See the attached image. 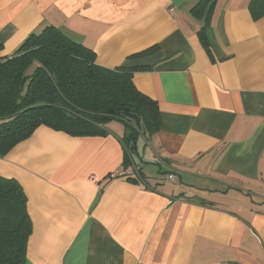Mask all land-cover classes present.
Listing matches in <instances>:
<instances>
[{"label":"crops","instance_id":"obj_1","mask_svg":"<svg viewBox=\"0 0 264 264\" xmlns=\"http://www.w3.org/2000/svg\"><path fill=\"white\" fill-rule=\"evenodd\" d=\"M198 1L0 0V58L52 26L98 66L135 70L159 108L133 154L123 126H39L0 157L27 199L25 264H264V17L251 0H210L197 17Z\"/></svg>","mask_w":264,"mask_h":264},{"label":"trees","instance_id":"obj_2","mask_svg":"<svg viewBox=\"0 0 264 264\" xmlns=\"http://www.w3.org/2000/svg\"><path fill=\"white\" fill-rule=\"evenodd\" d=\"M209 1L199 0L194 15L202 16ZM211 8L212 4L207 16ZM249 13L253 20L264 17V0H251ZM199 38L207 47L203 29ZM95 61L93 51L52 26L28 36L11 57L0 58V157L29 139L39 126L94 137L107 135L105 124L119 121L124 127L119 141L131 154L140 136L147 141L159 131L158 105L136 89L135 70H109ZM128 114L136 116L141 127ZM124 163L127 167V155ZM30 235L22 186L0 176V264H25Z\"/></svg>","mask_w":264,"mask_h":264},{"label":"built area","instance_id":"obj_3","mask_svg":"<svg viewBox=\"0 0 264 264\" xmlns=\"http://www.w3.org/2000/svg\"><path fill=\"white\" fill-rule=\"evenodd\" d=\"M134 171H135V168H134V166L133 165H129V166H127V167H124L123 169H122V172L124 173V174H126V175H133V173H134ZM116 175H112V178L113 177H115ZM174 175H168V177H167V179L168 180H174Z\"/></svg>","mask_w":264,"mask_h":264},{"label":"rangeland","instance_id":"obj_4","mask_svg":"<svg viewBox=\"0 0 264 264\" xmlns=\"http://www.w3.org/2000/svg\"><path fill=\"white\" fill-rule=\"evenodd\" d=\"M116 127H121L122 128V123L119 121H111L107 124H105L104 128L107 130H116Z\"/></svg>","mask_w":264,"mask_h":264},{"label":"water","instance_id":"obj_5","mask_svg":"<svg viewBox=\"0 0 264 264\" xmlns=\"http://www.w3.org/2000/svg\"><path fill=\"white\" fill-rule=\"evenodd\" d=\"M127 116L134 122L136 127H141V123L139 122L136 116L131 115V114H128Z\"/></svg>","mask_w":264,"mask_h":264}]
</instances>
